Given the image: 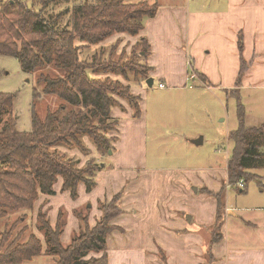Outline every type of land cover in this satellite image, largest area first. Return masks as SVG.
<instances>
[{
  "label": "trees",
  "instance_id": "1",
  "mask_svg": "<svg viewBox=\"0 0 264 264\" xmlns=\"http://www.w3.org/2000/svg\"><path fill=\"white\" fill-rule=\"evenodd\" d=\"M60 1L33 0L30 7L19 0L0 1V55L17 59L22 71L33 75L35 82L28 132L17 131L16 96L0 93V221L11 212L33 210L41 194L56 195L55 185L59 182L61 191L68 192L73 200L78 199L81 185L91 193L97 187L99 172L104 171L102 163L91 158L80 166V157L72 158L59 148L79 149L89 156L92 152L85 144L88 140L98 154L108 155L117 137L114 131L119 121L112 115L114 109H123L120 100L128 101L134 119L142 116L143 99L132 91V84L139 86L150 77L153 70L148 64L150 43L141 38L127 59L121 60L105 59L102 45L116 35L138 36L146 20L155 16L158 4L73 0L74 5L59 8L56 16L48 13L49 5H56L57 10ZM67 14L69 17L63 23ZM120 40L115 46L119 47ZM96 46L100 47L92 50ZM138 47L140 51L136 50ZM122 51L124 55L126 47ZM242 63L238 84L246 71ZM45 98L59 103L41 117L37 105ZM238 102L239 126L229 134L234 148L227 163V180L219 192L204 189L217 202L211 247L224 237L228 188L246 192L249 181L257 179L260 185L264 178L250 172L264 170V122L249 127L240 97ZM112 133L115 136L110 137ZM261 185L264 189L262 182ZM122 194L113 196L109 202L100 201L102 218L93 227L86 219L83 234L74 237L68 246L61 241L64 231L59 220L53 228L45 214L36 216L38 230L44 232L45 254L58 257L57 264H109L107 239L119 228L111 222L122 213L119 205ZM21 222L18 219L1 233L0 264H29L43 252V242L35 234L20 242L27 227L13 238ZM90 253L98 257L86 260ZM205 256L209 264H214V255L208 252Z\"/></svg>",
  "mask_w": 264,
  "mask_h": 264
},
{
  "label": "rangeland",
  "instance_id": "2",
  "mask_svg": "<svg viewBox=\"0 0 264 264\" xmlns=\"http://www.w3.org/2000/svg\"><path fill=\"white\" fill-rule=\"evenodd\" d=\"M0 1L6 2L8 0ZM19 1H21L23 4H27L29 7L33 2V0ZM65 1L66 0H61L59 2L61 3V6H58L57 10H55L57 8L55 7L56 5H49L48 13L53 12V16H56L58 14L59 8L64 9L66 6L74 5L72 2L73 0H70V3L67 4L63 3ZM80 1L82 0H77L76 3ZM89 1L94 2L95 0H88V2ZM144 1L147 2L149 6H153L154 4H160L159 6H164L166 3L171 2V0H128L127 3L136 4L138 2ZM68 17L69 14L64 16L63 23L66 22ZM140 39L141 38L138 37L132 38L126 34H120L110 38L102 45L104 47V58L110 59L113 57V60H121L125 57V59H127V56L132 52L133 47L139 42ZM119 40V47L115 46ZM100 46H96V48H92V50L95 51ZM125 47L126 51L123 55L122 50ZM136 50L140 51L141 48L138 47ZM150 79L154 80L150 75L148 80H142L140 85L137 87L140 90L141 88L142 90L147 89L146 92H141V98L143 100L140 103L143 104V108L146 106L147 111L150 108L156 112L152 115L149 114L146 120V128H144L145 139L142 142V146L145 145L144 148H142L144 160V164L142 166L143 168L139 165L138 167L135 166L134 169L132 168L135 170V173L133 172L136 175L135 177L134 175L130 176L129 174V176L126 177L123 175H115L114 178H112L111 173L104 179L101 187L98 186V184H100L98 177L103 171L99 172L96 178L98 187L95 189L96 191H100L102 194L101 202L104 200L109 202L113 196L118 195L120 192L123 193L120 203H124L123 205L125 211H122L120 215L121 217L117 221V223L119 222L122 227L115 229L112 233H110L107 239L108 260L110 259L111 255L109 264H111L112 258L117 256L113 255V252L109 253L112 247H119V243L124 244L130 240H135L136 238L135 226L138 216L135 215L134 212L141 211V214L144 215V208L149 207L148 198L149 196H152L153 192L152 190H148L152 188V185L149 186V184H147L148 181L145 180V177L142 178V169L143 171L160 170L164 173L182 172L187 179L191 178L187 175V173L195 175L197 178H203L205 174L208 175L212 172L217 173L220 175L219 177H222V174L225 173V177L223 178L216 179L215 177H210L209 182L206 183L204 181L206 185L211 187L212 184L223 185V182L227 180V172H225V169L229 158L233 154L234 142L229 139V134L231 130L237 129L238 118L236 100L232 99V96L226 97L225 94L222 95L221 92L216 89L209 91L201 85H199L200 88L195 89L200 93V96L194 91L171 92V87H167L163 91L160 89L161 87L159 88V82H157V84L152 88L149 87L148 81ZM130 80L131 82L134 80L133 74L130 75ZM132 85L136 84L133 83ZM164 85V87L167 86L166 84ZM34 86L35 82L33 75L23 72L17 59L6 55H0V93L14 94L16 96L14 115L17 117L16 128L19 132H28L31 130ZM256 96L257 97L252 100V103L248 107L249 113L250 111L253 113L250 115L249 121L246 123L251 127L260 126V124L264 122V89L257 90ZM120 101L121 104H123V109L118 107L116 108L117 112L120 114H133L134 110L130 108L128 101L125 99H121ZM58 103L59 102L56 99L45 98L39 105H37L38 113L41 115V117H44L47 110L55 109ZM114 119L117 120L118 118L114 116ZM142 119L143 118H141V120ZM120 129V122H118L117 130L114 131L117 133V137H115L116 141L113 143V150L110 151L108 155L98 154L94 147L90 145L88 140H85V144L91 149L92 153L89 156L84 155L79 149L75 148L68 150L64 147H60L59 150L66 152L68 156L72 158L80 157L82 160L80 166L87 163V161H89L91 158H98L97 161L100 162V164L102 163L104 171H109L112 169L116 170V168L120 167L116 161L117 157H115L119 149V141L121 140ZM109 136L112 137L115 136V134L112 133L109 134ZM200 139L203 140V143L196 144V141ZM134 150L136 151V147ZM133 156L135 155H132L131 158ZM250 172H253L254 175L264 176L263 169L257 170V172L253 171L252 169ZM250 172L247 171V173ZM256 180L248 182L249 184L247 185L246 192H243L241 189L236 187L228 188L226 198L227 206L234 207L235 209H240L242 211V213L238 212L234 214L236 216V220L238 219L237 217H243L248 221H253V219L248 218L247 215H260L261 218L257 222L258 226H252L253 228L251 226V228H248L244 226L242 222L237 220L241 223L238 225L243 228L242 233H240L242 237L247 238V233H249L250 236L248 237L254 239V244H256L254 234L262 236V233L264 232V228H262L264 226V189L261 185V182L264 184V178H262L263 181L259 179L260 185ZM161 184L162 186L160 191L154 193L153 196L154 200L156 198L159 200L160 196H164L162 207L168 205L172 201L176 203L177 206H181L180 208L190 207L193 210L194 216H192L193 214L190 211L179 213L180 218H178V220H180L183 228L185 229L177 233L180 236V240L186 238L184 236L186 232H183L189 229L186 228L189 224L185 221L186 215H190L191 221L189 225H192V227L195 228L193 230H195L194 232L196 234H199L201 228L196 227L195 221H199L197 220L196 215L200 208L198 205L194 206V203L196 201L199 203V197L202 196L208 200L207 202H211L209 200H215L211 195L208 194L207 191L204 190L208 189L211 191L210 188L206 186L201 187L202 183L200 184L194 179H189V183L187 184L183 178H177L176 180H172L169 183L161 181ZM193 188H196V190L193 191ZM170 189L173 191L169 193ZM55 190L57 194L54 196L41 194L38 200L35 202L33 210H20L11 212L8 218L0 221V239L1 233L4 232L8 226H12V224L18 219H22V222L18 228H16L13 238L23 227H27V231L21 236V243L26 242L31 234H35L38 239H41L43 242V252L41 255L36 256L29 264H57L58 257L45 254L46 244L44 232L38 230L39 223L36 219V216H38L40 213L47 216V219L51 222L53 228L57 226L56 224L58 220L62 223V229L64 232L61 241L64 246H68L74 237L77 238L83 234L85 229L84 223L86 219L91 221L90 224L93 227L102 218V212L100 211V207L102 205L101 202L99 201V203L96 204L95 195H91L86 192L84 185L80 186L79 197L76 200H73L68 192L61 191V182L55 185ZM187 192L191 194V201L194 200L192 205H187V200L185 201L188 196ZM105 193L107 195L106 197L103 196ZM183 194H185V196ZM257 209L262 210L255 212ZM95 211L96 213L97 211L101 213V215L98 214L99 218H96V214L93 217V213ZM59 216L60 219H58ZM22 217H24V219ZM115 220L111 222L112 225H115ZM35 224L37 226H35ZM129 224H131L132 228H128ZM211 227L212 226L209 228L211 229ZM255 228L257 230H255ZM212 239L213 238H211V241ZM191 240L202 247L200 244L201 239L199 235L195 236ZM208 241H210V239ZM176 243L180 242L176 241ZM243 246L246 247L247 245ZM191 248L194 253H196L195 246H191ZM205 252L207 253L206 249ZM156 253L157 254L155 255L145 256L146 264L147 261L148 264H186L182 259L184 255H168V253L162 249H159V251ZM88 255L89 256L86 258V260L92 258L93 256L98 257V255H95L94 253H90ZM201 256L203 260L202 263L198 262L199 259H201ZM201 256L186 255L187 258L191 257L192 264H209V258L205 255ZM215 262L216 261H214V264Z\"/></svg>",
  "mask_w": 264,
  "mask_h": 264
},
{
  "label": "crops",
  "instance_id": "3",
  "mask_svg": "<svg viewBox=\"0 0 264 264\" xmlns=\"http://www.w3.org/2000/svg\"><path fill=\"white\" fill-rule=\"evenodd\" d=\"M136 37L146 38L151 46L148 64L153 69L150 72L154 79L152 87L159 82L160 85L161 83L167 85L164 88H160L159 85L163 91L167 87H171V92L194 91L200 96V93L195 89L200 88L199 85H201L209 91L216 89L226 97L232 96L231 98L236 100L237 108L240 97L245 107L246 122L249 121L253 112L249 113L248 107L257 97V90L264 89V0H171L164 6L158 7L155 16L146 20L144 29ZM242 61L246 65V71L241 83L238 84ZM137 87L134 85L132 88V91L137 95L142 96L141 92L147 91V89L142 90L141 88L140 90ZM206 93L208 94L207 91ZM141 108L143 111L139 119H133L132 114H120L116 109L113 110V115L118 118L121 128V140L115 155L120 167L116 170L101 172L98 177L100 182L98 186L101 187L104 179L111 173L112 178L115 175L126 177L129 174L135 177V170H133L135 166H143L144 128H146L149 114L152 115L156 112L150 108L147 111L146 106L143 108V104H141ZM141 118L143 119L141 120ZM135 147L137 152L134 150ZM132 155L135 156L131 158ZM225 172H227V166ZM141 175L148 181L149 186L152 185V188L148 190L153 192L152 196L148 195L149 207L144 208V215L141 214V211L134 212L138 216L135 226L136 238L124 244L119 243V247L111 248L109 253L113 252V255H117L112 258L111 264H146L145 256L155 255L159 249L165 250L168 255H184L182 259L186 264H192L191 257L187 258L186 255H206L205 249L207 253L214 255L215 264H264V232L262 236L254 234L256 240V244H254V239L248 237L249 233H247V238L242 237L240 233L243 228L238 225L242 222L248 228L258 226L257 222L261 218L259 214L247 215L253 221L237 217L239 222L235 219L234 214L242 213V211L227 206V217L222 230L224 237L211 247L213 228L209 227L214 224L216 219V200L207 202L208 200L202 196L199 197V203L197 201L194 203V200L191 201V194L187 192L188 196L185 199L187 205L194 203V206L198 205L200 208L196 215L199 221H195V223L196 227L201 229L199 234H196L193 230L195 228L189 225L191 220L188 221V215H186L185 221L189 223L186 228L189 229L183 232H186L184 235L186 238L183 240H180V236L177 234L184 229L178 220L179 213L190 211L193 214V210L190 207L180 208L181 206H177L172 201L162 207L164 196H160L159 200L158 198L154 200V193L161 189V181L169 183L177 178L185 179L187 184L189 179H194L198 183H202L201 187L206 186L212 192H219L222 185L212 184L210 187L205 182H209L210 177L223 178L225 173L219 177L220 175L212 172L208 175L205 174L203 178H197L195 175L187 173L191 177L187 179L182 172L164 173L160 170L143 171L142 169ZM193 189V191L196 190V188ZM172 191L170 189L169 193ZM89 194L95 195L96 204L102 200L101 192L96 189ZM183 195L185 196V194ZM103 196L106 197V193ZM123 204L119 205L122 211H125ZM261 210L257 209L255 212ZM98 211L93 213V217L96 214V218H99L98 214L101 215V213ZM120 217L114 222L118 227H122L119 222L117 223ZM128 228H132L131 224L128 225ZM255 230L257 229L255 228ZM198 235L202 247L191 240ZM209 239L210 241H208ZM176 241L180 243H176ZM191 246H195L196 253ZM198 262H203L202 256Z\"/></svg>",
  "mask_w": 264,
  "mask_h": 264
},
{
  "label": "water",
  "instance_id": "4",
  "mask_svg": "<svg viewBox=\"0 0 264 264\" xmlns=\"http://www.w3.org/2000/svg\"><path fill=\"white\" fill-rule=\"evenodd\" d=\"M148 85H149V87H152V85H153V80H152V79H150V80L148 81ZM200 143H202V140H201V139L198 140V141H196V144H200ZM187 219H188L189 221L191 220L190 215L187 217Z\"/></svg>",
  "mask_w": 264,
  "mask_h": 264
},
{
  "label": "built area",
  "instance_id": "5",
  "mask_svg": "<svg viewBox=\"0 0 264 264\" xmlns=\"http://www.w3.org/2000/svg\"><path fill=\"white\" fill-rule=\"evenodd\" d=\"M160 87L161 88H164V85L161 84ZM241 187H244V184L243 183H241Z\"/></svg>",
  "mask_w": 264,
  "mask_h": 264
}]
</instances>
